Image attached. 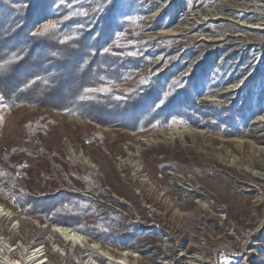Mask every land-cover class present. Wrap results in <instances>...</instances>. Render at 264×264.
<instances>
[{
    "label": "rangeland",
    "instance_id": "rangeland-1",
    "mask_svg": "<svg viewBox=\"0 0 264 264\" xmlns=\"http://www.w3.org/2000/svg\"><path fill=\"white\" fill-rule=\"evenodd\" d=\"M257 1H119L122 33L134 47L154 48L114 89L149 81L156 65V74L179 58L183 67L158 80L161 95L151 101L162 106L168 97L172 112L160 129L131 132L50 108H9L0 94V264H29L34 254L45 264H264V180L249 165L264 152V3ZM196 70L204 75L192 84L195 100L185 90L175 96ZM150 140L158 144L146 146ZM60 190L86 200L92 217L75 232L99 254L50 242L52 226L15 204L22 194ZM70 202L73 213L83 209ZM54 213L67 220L65 211Z\"/></svg>",
    "mask_w": 264,
    "mask_h": 264
},
{
    "label": "trees",
    "instance_id": "trees-1",
    "mask_svg": "<svg viewBox=\"0 0 264 264\" xmlns=\"http://www.w3.org/2000/svg\"><path fill=\"white\" fill-rule=\"evenodd\" d=\"M119 1L0 0V94L5 104L9 108H50L131 132L152 126L164 127L172 113L168 111V97L164 99L165 105L159 107L151 100L161 95L158 80L169 79L182 70L183 67L178 66L180 58L161 73H155L158 65L153 67L149 81V78L143 79L139 85L123 91L114 89L128 82L141 65L150 61V50L154 48L150 45L134 47L133 39L122 33L124 24L116 19ZM44 25L53 27L44 31ZM158 27L155 24L154 28ZM201 66L205 68L207 61ZM203 75L202 70L183 77L174 95L185 90L194 101L197 88L192 84ZM143 98L149 101L148 107L143 105ZM120 113L132 114L129 118ZM189 117L198 119L195 113ZM248 120L245 118L243 123ZM190 125L198 126V123ZM234 131L237 130L231 132ZM225 136L231 137L230 134ZM72 199L83 205L80 212L73 213L75 208L69 205ZM15 201L24 215L73 232H83L80 224L92 217L85 199L64 190L54 196L22 194ZM59 210L67 213L65 217L69 221L55 215L54 211ZM122 241H126L125 238ZM121 246L127 248L124 243Z\"/></svg>",
    "mask_w": 264,
    "mask_h": 264
},
{
    "label": "bare ground",
    "instance_id": "bare-ground-1",
    "mask_svg": "<svg viewBox=\"0 0 264 264\" xmlns=\"http://www.w3.org/2000/svg\"><path fill=\"white\" fill-rule=\"evenodd\" d=\"M244 1H250V0H241V2ZM252 2V1H251ZM254 2V1H253ZM257 2H262L264 3V0H258ZM261 7H264V5H260ZM261 122H264V116L261 119ZM186 130L183 131H177V132H171V133H167L164 136V140H171L173 137H177V136H181L183 133H185ZM243 133V132H242ZM262 144H264V141H259ZM154 144H158V142L156 140H150L148 143H146V146H151ZM243 147H248L246 144L242 145ZM81 161V159H83V157L78 156ZM261 159H264V152H260L259 153V158H253L250 161V167L252 168H259L261 171V173H255L252 174L255 178L260 179V180H264V161H262ZM83 161V160H82ZM89 164V163H88ZM131 170H133L135 172V174H138L139 169L138 167L134 164V165H130ZM254 234H256L255 232H250L248 233L245 237H244V243L243 245L246 246V244L248 243V241L254 236ZM58 238L62 243H66V244H71L72 246H77L83 249H87L89 251H95V252H100V248L99 245L94 243V244H89L87 238L79 235L76 232H73L72 230H69L67 228H63L60 226H52L50 228V232L48 234V239L50 242H55V239ZM127 252H122V255H127ZM37 254L34 255H30L29 258H31L28 262L29 264H45L44 262H40L37 256ZM101 256V255H100ZM27 262V261H26ZM27 262V263H28Z\"/></svg>",
    "mask_w": 264,
    "mask_h": 264
},
{
    "label": "snow or ice",
    "instance_id": "snow-or-ice-1",
    "mask_svg": "<svg viewBox=\"0 0 264 264\" xmlns=\"http://www.w3.org/2000/svg\"><path fill=\"white\" fill-rule=\"evenodd\" d=\"M49 27H53V25H44V31H46ZM34 35H39V33H34ZM7 63V61H6ZM179 83V82H177ZM85 91H93V89H85ZM164 103V101H161L160 104L162 105ZM160 105H157V107H159Z\"/></svg>",
    "mask_w": 264,
    "mask_h": 264
}]
</instances>
